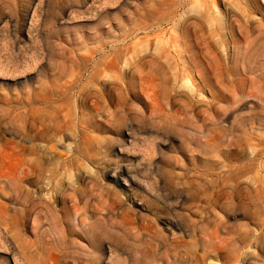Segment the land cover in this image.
Segmentation results:
<instances>
[{"label":"rangeland","instance_id":"obj_1","mask_svg":"<svg viewBox=\"0 0 264 264\" xmlns=\"http://www.w3.org/2000/svg\"><path fill=\"white\" fill-rule=\"evenodd\" d=\"M33 1L0 0V264H264V75L259 73L264 71L254 70L259 71L254 78L241 67L235 86L212 79L215 94L253 102L230 120L219 141L210 130L225 114L212 104L210 90L201 93L202 108L196 110L177 96L181 102L177 99L170 112L186 106L193 115L179 131L156 111L157 102L168 96L153 60L143 65L129 60L125 50L128 43L155 39L157 32L170 37L193 8L213 19L243 9L264 15V0H93L97 8H76L73 21L63 26L55 18L68 0L35 3L37 11L34 6L27 22ZM191 20L181 39L200 45L194 48L195 61L214 72L216 50L204 46L208 33ZM252 21L255 39L264 34L263 27L256 28L264 25V16ZM240 31L234 24L231 33L244 55ZM71 69L84 73L83 84L69 102L47 100L60 84L58 77ZM114 75L129 86L128 93ZM199 125L202 131L195 129ZM191 127L201 138L188 135ZM167 132L177 140L167 142ZM41 174L58 180L49 186L48 179L38 181ZM49 208L66 228L56 226Z\"/></svg>","mask_w":264,"mask_h":264},{"label":"bare ground","instance_id":"obj_2","mask_svg":"<svg viewBox=\"0 0 264 264\" xmlns=\"http://www.w3.org/2000/svg\"><path fill=\"white\" fill-rule=\"evenodd\" d=\"M39 1L41 2L42 0H34L32 2V4L30 5V7H29V9L27 11V15H25L26 16V19L24 18L27 22H28V20L30 18L29 16L31 14V11L34 10L35 8H36L35 9V12L37 11V6H39V5L37 4V6H35V3H37V2L39 3ZM78 3L72 2V0H68L67 2L65 1V5L63 4L62 9H60L61 10L59 12L60 14L58 13V16L55 18V22L58 24V26H63V25H66V24H70L71 21H73V19H74V17H71V16L74 15L76 8H86V7H88V9L89 8L91 9V8H97V6H98V5L96 6V4L93 3V0H85V3L84 4L83 3L82 4H80V3L78 4ZM106 4H105V7H106ZM34 6H35V8H34ZM178 13L179 12H175L174 14H178ZM33 14H35V13L33 12L32 15ZM259 14L262 15V16H264L263 13L261 11H259V10H247V9H243V10H237V11H229V12H227L224 15V17H220L218 19H213L212 16H211V14L208 13L207 11L201 10V8H193L192 10L186 11L185 12V15H183L184 18L186 17L185 21H183L182 23H179V24L176 23L173 26V31L174 32L171 33V30H170V33H171V36L170 37H167V35H166L165 32H164L165 34L163 32H160V33L157 32L158 34L156 33L157 36H156L155 39H147V38H145L147 40H142V41H140L138 39L139 41L132 42L130 45L128 43L129 46L128 45L125 46V48H126L125 50H127V53H128L127 56L129 57V60H136V61H139V63H141V64L144 65V63L146 62L147 58H151L153 60L152 62L154 63L153 65L155 66V69H156V75L155 76H156L157 80H163V82H164L165 89L163 87L164 90L162 91V93H163L164 96H168V97H166L165 99H163V98L160 99L157 102L158 103V107L156 109V111L157 110L159 111L158 114H159V116H161V119L162 118H164L163 120H166L167 119L168 121H170V126L171 127L174 126V128H178L177 130H179V131L180 130H183V128H184L183 126L185 124H187L189 122V118L191 116H193V115H191V116L189 115L190 110H189V112H187V108L185 109V107H186L185 104H184L185 107L184 108H180L179 107L177 109L176 113L175 112L174 113L173 112H170L169 108L173 105V103H175V101L178 99V97L182 96V98L184 97L186 100L189 101V103H188L189 108H190V105H191V108L193 110H194V108H195V110L196 109H200V108H202V103H201V100L202 99L200 98L201 93L204 92V90H210L212 104H214V106L217 107L218 112H221L222 114H225V117H224V119L222 121V124H218V123L216 124V123H214L212 125L213 127L210 130L211 137L214 140H216V139L219 140V139L227 136V134L229 132L228 126H229V123H231L230 120L233 117H237L236 115H239L240 112H243L247 108L253 107V102H251L250 100L249 101H242V97L241 96H238V95H232V96L229 97V99H227L228 97L226 98V96H222L220 94H215V92H213L212 89L210 88L212 86L211 85V83H212L211 81H212L213 78H216L219 81L220 84L229 83V85L235 86L236 83H239L238 82L239 81V78H241V77L238 78V72H237V71H239V69L241 67H244L245 68L244 72L242 70V72L244 74L254 73V75H253L254 78L257 76V73L259 72L258 71V72L255 73L256 69L257 70H261V71L263 70L264 71V34L263 33H261V35L258 34L259 36H256L258 38L255 37V39H253V38L251 39V37H253L254 32L256 31L253 28V24L254 23H253L252 20L255 19V17L257 15H259ZM190 19L195 20L196 22H198L199 26L201 28H203L204 30L207 31L208 36L206 35V40H207V37H208V41L209 42L206 41L204 43L205 44L204 46L206 48H208V50L209 49L211 51H213V50L215 51L216 50V55H214V56L217 57L215 59V61H217V66H216V69H215L214 72L213 71H210V69H209V72H207L200 64H198L195 61V59H194V55L195 54L193 53L194 52V48H198L199 49L200 48V45H198V46H194L193 45L192 46V45H189L188 42H185L183 39H181V36L183 34L182 29L183 28H186V26H188V24H190V22L188 23V21H190ZM194 22H191V23L193 24ZM195 24H197V23H195ZM234 24L235 25L237 24L238 27L241 29V31L239 32V36H240V39H242L244 41V44H245L244 45V47H245L244 55L240 54L241 50H240L239 47L242 46L241 45L242 43H240V40L239 39H236L235 37H233L232 36V33H231V29L234 28ZM257 24H259V25L256 26L257 29H260L262 27H263L262 29H264L263 23H257ZM173 33H175L174 36H173ZM239 45H241V46H239ZM99 48H101V49L103 48L102 50L106 49V47L105 46H102V45H100ZM212 48H213V50H212ZM228 48H232L230 52H229ZM241 48H243V47H241ZM208 50L206 49L205 51H208ZM89 52L90 51H88V53ZM213 53L215 54V52H213ZM87 56L90 58V56L88 54H87ZM87 56L84 55V57H87ZM70 59H72V58H70ZM75 59H74V61H76ZM126 60H128V59H126ZM126 60H125V62H126ZM91 62H92V60L91 59H88L87 61H83V65L87 68V66H89L91 64ZM128 62H127V65L129 66V63ZM73 63L76 64L75 62H73ZM66 65L64 64V66H66ZM69 65H70V63H69ZM77 65L79 66V64H77ZM70 66H69V68H72L73 69L72 65H70ZM106 66L108 67V64ZM113 67H114V65H113ZM113 67H111V68L114 70ZM96 68H99V67H96ZM108 68H110V67H108ZM112 69H110V70H112ZM113 70L112 71H108V73L110 74L112 72L113 74L116 73V75H119V74H117V72H115ZM100 71L102 72V69ZM64 72L66 73V68H65V71ZM98 72L96 73V75L98 74ZM105 73H107V71ZM259 73H262L261 74L262 77L261 76L260 77L263 78L264 72H259ZM91 74H92V72H91ZM93 74H95V73H93ZM255 74H256V76H255ZM102 75L104 76V74H102ZM102 75L100 74V77L99 78H102L101 77ZM114 77H117V76L114 75ZM58 79H60V82H59L60 84L57 83V85L54 86L53 89L50 86L52 90L50 89L51 90L50 91L51 93H49L47 91L50 95L46 96V99L47 100H50V101H54V99H55L56 101H65L66 102V101H68L67 98L68 97H71L70 95L73 94L75 92V90L78 89L79 86H81L83 84L84 79H85V76H84V73L83 72H81V73L78 74L77 73V69H76L75 72L72 70V71L68 72L67 75L58 77ZM116 79L121 82L122 86H124L123 88H125V89H123V91L125 90V92L128 93V89H127V86L128 85H126V83L124 85L123 82H122V80L120 79V77L119 78L117 77ZM47 82H49V81H47ZM258 82H260V81L258 80ZM90 83H93V82H90ZM114 83H116V82H114ZM219 83H217V84L220 85ZM117 84H119V83H117ZM237 85H239V84H237ZM88 86L89 85L86 86L87 89H88ZM175 86L176 87L178 86V89H177L176 93L172 97H170L171 96L170 93L172 92V89ZM220 86L222 87V85H220ZM50 87L48 85V90H49ZM214 87H216V86H214ZM217 87L219 88V86H217ZM44 88L47 89V87H44ZM225 88H227V87H225ZM118 89H119V87H118ZM79 90H81V89H79ZM93 90H95V89H93ZM120 90H122V89H119V92H120ZM44 91L45 90L43 89L42 92H44ZM89 91H91V90H89ZM96 91H98L99 94L101 92L100 89L99 90H96ZM232 91H233V89H232ZM238 91H239V89H238ZM83 92H84V89H83ZM106 92H108V91H106ZM229 92H230V90H229ZM34 94L35 93H33L31 95V101H34L35 98H36V96H37V95L34 96ZM84 94H87V93L85 92ZM107 94H110V93H107ZM123 94H125V93H123ZM92 95H94V92L92 93ZM92 95H91V97H92ZM100 95H103V94H100ZM230 95H231V93H230ZM122 96H124V95H122ZM41 98H42V95H41ZM179 99H181V97ZM80 100H81V98H80ZM80 100H78V101H80ZM44 101L45 100H43V102ZM85 101H86V99H85ZM177 102L178 101H176V103ZM179 102H181V101L179 100ZM206 104H207V102H206ZM54 105L55 104H53L52 106H54ZM186 105H187V103H186ZM214 106H213V108H214ZM59 107H64V105L62 106V104H60ZM69 107L67 108L65 106L62 109L67 108V110L68 109L70 110L71 108H69ZM66 112L69 113V111H66ZM205 112L207 113V110ZM209 112H210V110H209ZM215 112H216V110H215ZM196 114H198V113H196ZM203 114L204 113H202V115ZM155 115H156V113H155ZM199 115H201V113H199ZM67 116H69V114ZM207 116L209 118L210 115H207ZM66 118H68V117H66ZM210 119H211V116H210ZM68 122H69V120H68ZM159 123H161V122L159 121ZM208 123H206V125H205L206 127L208 126L207 125ZM159 125L160 124H158V126ZM167 126H168V124H167ZM170 126H168V128H170ZM151 128H153V127H151ZM179 128H181V129H179ZM193 128H194V126H193ZM208 128H209V126H208ZM195 129H198V131H200L202 128L200 126V128L195 127ZM195 129H193L192 131H187V132H190V133H188V135L191 134L196 139L201 138V133L200 132H197ZM164 130L167 131V129H165V127H164ZM168 130H171V128L168 129ZM177 130H176V132H177ZM15 131H17V130H15ZM146 131L148 132L149 130L147 129ZM156 132H158V131L156 130ZM159 133L161 134L160 131H159ZM187 137H190V136H187ZM165 138H166L167 142H172L174 140H177V138L172 133H170V132H167V136H165ZM206 139L207 138H205V141H206ZM208 139H209V137H208ZM210 140H212V139H210ZM206 142L208 144L211 141H206ZM34 145H37V144H34ZM252 145L253 144H251V137L250 138H247V141L245 143L246 150H248V151L249 150H252L253 149V146ZM37 151L39 152V149H37ZM44 154H45V152H44ZM39 156L41 158H43L42 155H39ZM45 160H47V159H45ZM109 172H111V171H109ZM250 172H247L245 174L246 177H247V179H248V184L251 183V174H250ZM109 175H111V174H109ZM39 178L40 179H38V181H40V182H45L47 179L49 180V178H46L45 174H41L39 176ZM56 180H58V175L55 176V174H53V180H49L47 183L50 186L52 184V182L53 181H56ZM59 190H60V184L58 182L54 183V191L56 192V194L59 193ZM47 197L48 196H46L45 198H47ZM182 198H183V195H181V194L177 197V199H182ZM51 202L53 203V202H55V200L53 201L51 199ZM49 210H50V212L52 214L51 219L53 221H55L57 227L59 225H61L62 226L61 229L63 230L64 222L62 221V219L59 217L58 214H56L57 212L51 211L50 208H49ZM36 219H37V217H36ZM88 219H89L88 217H83L82 218V221L85 220L86 223H87V220ZM40 221L41 220H39V222ZM49 223H50V221H49ZM102 224H104V223L102 222ZM56 226H54V227H56ZM87 226H89V227L91 226L93 228L94 225L93 226L92 225H87ZM87 226H85V227H87ZM168 226H170V223L168 224ZM178 226L181 227V225H178ZM64 228H66V227L64 226ZM99 228H100V230L102 229L101 230L102 232L106 229L105 227H102V225L101 226L99 225ZM59 229L60 228H58L57 230H59ZM89 229H91V228H89ZM57 241H58V239H57ZM108 244L109 243L107 242L106 243V246H108ZM61 253L62 252L60 251V254Z\"/></svg>","mask_w":264,"mask_h":264}]
</instances>
